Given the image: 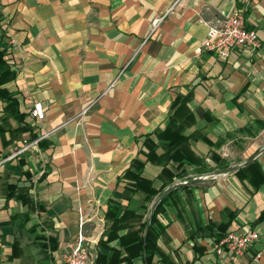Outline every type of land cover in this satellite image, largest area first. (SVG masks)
<instances>
[{
	"label": "crops",
	"instance_id": "crops-1",
	"mask_svg": "<svg viewBox=\"0 0 264 264\" xmlns=\"http://www.w3.org/2000/svg\"><path fill=\"white\" fill-rule=\"evenodd\" d=\"M236 13L260 46L225 58L204 49L208 25ZM2 35L16 70L4 86L24 117L4 118L0 99V264L29 255L39 264L49 234L50 264L80 237L88 264L115 248L123 257L122 237H144L155 201L176 183L156 215L150 261L134 247L117 264H264V0H0ZM35 102L42 120L30 115ZM167 125L192 163L162 188L164 165L176 171L156 132ZM133 159L162 189L146 208L141 191L120 197ZM112 198L117 223L106 216ZM247 229L257 238L244 254L216 250Z\"/></svg>",
	"mask_w": 264,
	"mask_h": 264
},
{
	"label": "trees",
	"instance_id": "trees-1",
	"mask_svg": "<svg viewBox=\"0 0 264 264\" xmlns=\"http://www.w3.org/2000/svg\"><path fill=\"white\" fill-rule=\"evenodd\" d=\"M7 52V44L6 39L4 38V35L0 37V99H2L5 102L4 105V118L14 117L16 119H23V113L19 111L18 104L19 101L14 94L13 91L9 90L7 87L4 86V84L13 79L16 76V70L8 63L7 59L5 58ZM158 137H162L163 135L166 136L169 141L166 145V152L169 151V149H173L170 153V155L167 156V160H172L173 162H176L175 169L176 171L173 172L170 167H168V163L164 165V173L167 177V180L162 186V188L168 184H171L175 178H182L185 175H187L186 170L183 168L184 164H191L192 158L189 156L184 155L183 151H180V148H176L177 142L174 140H170V138H173L176 136V134L179 133V131L175 127L166 126L163 130L156 131ZM180 134V133H179ZM172 165V163H171ZM163 176V175H162ZM123 179H126V189L125 191L120 195L121 198H130V193H134L137 191H141L143 194V206L144 208L147 207V203L152 201L156 195L160 194L162 189H156L153 186V179L146 176L144 174V163L141 162L138 159H133L131 161L130 167L124 171V173L120 176ZM128 190V191H127ZM177 189H172L169 192H167L162 198L160 199V202L156 205L153 214L151 216L149 229L147 230L144 237L139 236L135 239H129L127 237H122L121 244L124 246V249L126 251L125 256L121 257L120 249L115 248L109 255H106L105 253H99L96 258V264H100L101 259L104 260L107 256L109 258V262L107 264H117L119 261L127 260L131 261L132 257L135 256V253H133L132 248L142 247L146 251V258L149 262L151 257L153 256L154 252V246H155V235L153 233V225L156 223V215L163 211V202L171 195H173L176 192ZM27 191V190H25ZM130 192V193H129ZM25 193V192H24ZM23 193V194H24ZM21 195L22 197L24 195ZM12 196L18 197L19 195ZM24 198V197H23ZM27 201H32V198H28ZM117 199L112 198L109 203V208L107 211V218L112 219L113 223H117L119 221V218L116 216L117 210L120 207L119 202H117ZM41 208V205H40ZM145 211V210H144ZM44 228L50 229V223L48 221H45ZM145 226V224L140 225L139 229H142V227ZM43 228V229H44ZM45 237V241H38V245L40 248V258L38 259L39 264H50L49 259L50 255L47 252V248L49 247L51 250L57 249V237L55 235L49 234L48 236L42 235ZM224 236V235H223ZM223 238V237H222ZM100 243H105V241L101 240ZM17 249L20 250V247H17ZM138 253V252H137Z\"/></svg>",
	"mask_w": 264,
	"mask_h": 264
},
{
	"label": "built area",
	"instance_id": "built-area-1",
	"mask_svg": "<svg viewBox=\"0 0 264 264\" xmlns=\"http://www.w3.org/2000/svg\"><path fill=\"white\" fill-rule=\"evenodd\" d=\"M171 9V7H170ZM169 11H166L152 20V30L165 18ZM238 46H249L257 48L260 46V40L254 29L245 26L244 17L241 13H236L225 17L214 24H209L207 33L203 41V48L214 53L218 57H227L229 51ZM30 115L35 119L44 118V108L40 102H35L31 109ZM26 145L15 151L13 155L23 151ZM257 233L253 229H247L242 232L229 231L217 243L216 250L227 249L231 258H236L244 254L251 244L256 240ZM89 249L83 239L80 237L75 245L62 255L57 264H88ZM261 257V252L255 253L254 261L257 263Z\"/></svg>",
	"mask_w": 264,
	"mask_h": 264
},
{
	"label": "water",
	"instance_id": "water-1",
	"mask_svg": "<svg viewBox=\"0 0 264 264\" xmlns=\"http://www.w3.org/2000/svg\"><path fill=\"white\" fill-rule=\"evenodd\" d=\"M181 184H182V183H176V184L172 185L171 187H169L168 189H166V190L164 191L163 194L169 192V191L172 190V189H175L176 187L180 186ZM160 199H161V196L155 201V203H154V207H153V208H155L156 204L158 203V201H159Z\"/></svg>",
	"mask_w": 264,
	"mask_h": 264
},
{
	"label": "rangeland",
	"instance_id": "rangeland-1",
	"mask_svg": "<svg viewBox=\"0 0 264 264\" xmlns=\"http://www.w3.org/2000/svg\"><path fill=\"white\" fill-rule=\"evenodd\" d=\"M23 264H37L34 257L29 255L24 259Z\"/></svg>",
	"mask_w": 264,
	"mask_h": 264
}]
</instances>
